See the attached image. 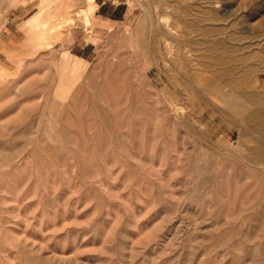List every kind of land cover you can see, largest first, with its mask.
Masks as SVG:
<instances>
[{"label":"rangeland","instance_id":"374dc122","mask_svg":"<svg viewBox=\"0 0 264 264\" xmlns=\"http://www.w3.org/2000/svg\"><path fill=\"white\" fill-rule=\"evenodd\" d=\"M228 81L264 108V0H0V264H264Z\"/></svg>","mask_w":264,"mask_h":264},{"label":"bare ground","instance_id":"6f19581e","mask_svg":"<svg viewBox=\"0 0 264 264\" xmlns=\"http://www.w3.org/2000/svg\"><path fill=\"white\" fill-rule=\"evenodd\" d=\"M65 64H66V67H72L71 59H68ZM202 83L204 86L211 88L210 91L213 92V94L216 97H221L224 95L222 90L218 88L219 84H217L216 82H208L206 80V81H203ZM225 85L229 86V89L227 90V94L229 98L226 100V104L228 107V111L231 115L237 117L238 119H240L242 122L246 124H255L259 120L264 118V108H257V109L248 111V108L246 107L245 105L246 103L244 101L245 96H241L240 94H237V92H235L236 87L233 84V82L228 81L225 83ZM257 141L259 142L260 147L253 148L252 150L248 151L251 157V161L253 162L254 165L260 164V160L264 159V148H262L264 147V134H260L257 138Z\"/></svg>","mask_w":264,"mask_h":264}]
</instances>
